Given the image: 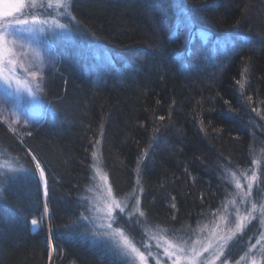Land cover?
Returning a JSON list of instances; mask_svg holds the SVG:
<instances>
[{"label": "trees", "instance_id": "trees-1", "mask_svg": "<svg viewBox=\"0 0 264 264\" xmlns=\"http://www.w3.org/2000/svg\"><path fill=\"white\" fill-rule=\"evenodd\" d=\"M187 5L190 29L172 0H71L44 116L16 135L0 121L24 168L3 184L0 264H116L81 218L96 145L115 195L140 189L145 222L170 234L221 204L228 171L264 160V0Z\"/></svg>", "mask_w": 264, "mask_h": 264}, {"label": "snow or ice", "instance_id": "snow-or-ice-1", "mask_svg": "<svg viewBox=\"0 0 264 264\" xmlns=\"http://www.w3.org/2000/svg\"><path fill=\"white\" fill-rule=\"evenodd\" d=\"M71 0H15L14 3L5 4L4 11L0 12V105L9 104L13 107V115L17 114V110L23 101V94L27 93L29 98V103H35L38 100V93L42 92L41 87L42 77L38 75V71H32L33 63L37 70L43 67V60L36 59L32 61L31 56L39 57V50L33 45V38L39 34H44L45 36L52 38L60 32L68 29V25L61 23L60 17H71L75 20V17L71 15L70 11ZM41 10L47 13V16L41 19L40 16L33 14L35 10ZM181 11L187 15L188 5L187 0H181ZM18 15H13V14ZM24 18L21 19L20 17ZM11 17L10 19H8ZM30 17V18H29ZM27 25V27H23ZM30 34L32 38H26L24 34ZM11 37V39H9ZM27 62V63H26ZM18 70H22L23 76H21ZM243 87V85H241ZM163 119V117H161ZM29 120L38 122L36 113L29 110L27 112V118L24 120L25 124L29 123ZM19 121V116H17V121ZM15 131V129H13ZM31 135V133H27ZM95 156V153L93 154ZM36 160V157H32ZM257 161H253V164H257ZM0 167H6L7 173L0 171V180L8 178V174L24 171V169L12 168L11 166L4 165ZM36 167L39 169V174L41 179L44 180V194L47 196V181L44 179L45 171L44 168L40 166L39 161H36ZM235 176V173H232ZM256 183L259 187L258 177L255 172L250 178V182L247 184L248 191L243 193L242 200L251 201L253 184ZM236 188L242 189L243 186L237 181ZM91 191V189H89ZM142 191V189H141ZM110 201V202H109ZM233 203H235L233 201ZM137 204L139 200L137 199ZM175 208V205H172ZM119 209L120 213H124L125 208L121 206V203L112 197V189L108 187L107 197L105 198V206L99 207L98 205H93L92 210L96 213H102V215H97L95 217H90L81 214L83 220H99L100 230L93 231L92 235L96 237L93 241L94 244L103 245L110 254L114 257L116 264H148V257L153 256L152 251L147 250V246H144L148 251V255L141 251L140 248L132 242L131 239L125 234L121 228L113 229V223L116 222V217L113 216V212ZM47 204H45V211L47 212ZM87 210V209H86ZM139 216L143 217L145 213L137 209ZM260 213V224L264 225V203H262L257 209L256 203H252L251 211L249 216H252L253 212ZM135 213H129L132 217ZM238 215V213H237ZM223 218V217H222ZM255 218V217H253ZM247 217H239L238 222H236V232L229 236H219L217 237V243H213L209 240L207 243H202L200 240L192 241L191 237L188 239H181L178 243H172L166 241L168 247L164 249V255L170 260L172 257L175 259L172 264H229V251L233 243L239 242V235L242 234L247 227L244 223ZM106 221V223H105ZM250 222V221H249ZM39 221L37 219H32L31 224L33 226L38 225ZM139 223V221H137ZM232 223V221H229ZM65 230L69 229L68 225H64ZM196 230H193L195 233ZM251 239V238H250ZM264 232L260 234L259 239L256 240L255 244H251L249 251L252 249H257L259 246V251L262 254V258L257 260L252 258L250 264H264ZM197 244L201 246L196 247ZM49 246L54 248L55 246L49 241ZM207 254V255H205ZM249 256V252H245L244 256H241L235 264H241V262L246 260ZM49 257H51V251L49 252ZM156 264H160V260L157 259Z\"/></svg>", "mask_w": 264, "mask_h": 264}, {"label": "rangeland", "instance_id": "rangeland-1", "mask_svg": "<svg viewBox=\"0 0 264 264\" xmlns=\"http://www.w3.org/2000/svg\"><path fill=\"white\" fill-rule=\"evenodd\" d=\"M14 2L15 0H0V12L4 11L5 4ZM173 3L175 6V14L178 13V18L183 20L185 27H189L190 29L192 24L188 19L189 17L181 11V0H172V4ZM33 14L40 16L41 19L47 16V13H44L39 9L35 10ZM13 15L15 16L18 14L14 13ZM10 18L11 17H9L8 19ZM20 18L23 19L24 17L21 16ZM59 19L61 23L68 25V29L58 33L52 38H49L44 34H39L35 38H33V45L39 50V57L31 56V49H29L30 59L32 61L40 59L44 62L41 69L37 70V68L35 67V63H33L31 69L32 71H38V75L42 77L41 87L43 91L51 75L50 70L53 67V62L56 59L55 44L60 41L71 39L74 33L71 17H60ZM23 27H27V25ZM24 36L26 38H32L30 34L27 33H25ZM227 38L228 35H225L224 39ZM9 39H11V37H9ZM18 71L20 72L21 76H23L22 70ZM43 91L38 93V100L35 103L31 104L29 103L28 94L24 93L22 104L17 110L16 115H13L14 109L11 106V102L9 104L0 105V121L6 125L10 132L16 135V130L13 131V129L20 128L21 130H25L31 123L34 122L33 120H29L28 124L24 123V120L27 118V112L29 110L36 113L37 120H40L44 116L45 103L43 100ZM2 95L3 94L0 93V97H2ZM17 116H19L18 122H16ZM94 153L95 156L92 155L91 180L86 190L83 204V215L90 217L102 215V213L98 214L93 211L92 206L95 204L99 207H104L105 198L107 197V189L108 187H111L112 189L108 174L103 166L99 145H96L94 147L93 154ZM254 161H257L258 163H252L251 166L246 168L228 171L224 177L225 194L221 204L217 208H215L214 211L209 213L204 221L180 234H170L162 227L150 226L147 224V222H145L144 216H139V213L136 210L139 209V211H142L140 189L134 190L129 196L126 197L116 196L112 189V197L119 201L121 203V206L125 208L124 213H120L119 209H116L113 212V216L116 217V222H114L112 225L113 229L121 228L129 237V239H131L132 242L136 245V247L145 252L146 256L148 255L147 250L152 251L153 256L148 257V264H156L157 259L160 260V264H172V261L175 259V257H172V259L170 260L167 256L164 255V249L168 247L166 241L178 243L181 239H188L189 237H191V240L193 242L196 240H200L202 243H207L209 240H211L213 243H217V237H226L236 232L235 224L236 222H238L239 217H247V219L244 220V223L247 225V227L245 228L244 232L238 237V244L242 248L240 249L238 255H231L230 253L233 252V249H230L229 264H235V262L239 260L241 256H244L246 251L249 252V256L246 257V260L241 262V264H250V260L253 257L257 260H260L262 258V254L259 251V246H257V249H252L251 251H249V248L251 244L256 243V240L259 239L260 234L264 232V225L260 224V213L258 211L253 212L252 216H249V212L251 211L252 203H256L257 209H259L260 205L264 203V187L261 183H259V187H257L256 183H254L251 201H245L241 198L243 193L248 191L247 184L250 182V178L253 175V172L256 173L258 180L260 182L262 181L264 160L262 156L259 155L255 157ZM4 165L11 166L12 168L24 169L23 165L19 163L17 158L9 155L7 152L3 151L0 148V166ZM0 171L7 173V168L0 167ZM232 173H235V176H233ZM11 174H8V176H10ZM44 179L46 178L44 177ZM5 180L6 178L0 180V199ZM41 181L44 194V180L41 179ZM237 181L243 186L242 189L236 188ZM89 189H91V191H89ZM137 199L139 200V204H137ZM233 201L235 203H233ZM133 212L135 213V215L130 217L129 213ZM137 221H139V223H137ZM229 221H232V223H229ZM83 223V225L85 226V235L89 236L92 240L95 241L96 237H94L92 233L94 229L100 230L101 222L99 220L90 219L83 220ZM38 226L39 224L36 226L32 225L34 229H37ZM193 230H196L195 233L193 232ZM261 243L264 244V241H261ZM234 244L236 243H233L232 245ZM144 246H147V250ZM200 246V244L196 245L197 248H199ZM182 264H184L183 261ZM217 264H219V261H217Z\"/></svg>", "mask_w": 264, "mask_h": 264}]
</instances>
